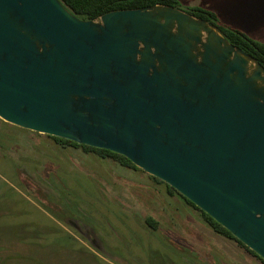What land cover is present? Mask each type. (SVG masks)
<instances>
[{"label": "water", "instance_id": "obj_1", "mask_svg": "<svg viewBox=\"0 0 264 264\" xmlns=\"http://www.w3.org/2000/svg\"><path fill=\"white\" fill-rule=\"evenodd\" d=\"M0 119L125 156L264 261V67L213 24L0 0Z\"/></svg>", "mask_w": 264, "mask_h": 264}, {"label": "rangeland", "instance_id": "obj_2", "mask_svg": "<svg viewBox=\"0 0 264 264\" xmlns=\"http://www.w3.org/2000/svg\"><path fill=\"white\" fill-rule=\"evenodd\" d=\"M176 1L264 43V0ZM0 264L264 263L143 170L0 119Z\"/></svg>", "mask_w": 264, "mask_h": 264}, {"label": "trees", "instance_id": "obj_3", "mask_svg": "<svg viewBox=\"0 0 264 264\" xmlns=\"http://www.w3.org/2000/svg\"><path fill=\"white\" fill-rule=\"evenodd\" d=\"M62 4L77 18L79 19H96L104 13L119 9H133L146 6H152L162 4L178 8L176 0H60ZM196 18L205 20L213 24L218 31L227 39L229 43L239 47L244 52L252 56L257 62L264 67V43L253 40L243 32L223 26L218 22L217 15L204 7L192 5L183 10ZM49 136V135H47ZM55 140L60 147H81L84 151L95 154L99 159L110 158L116 161L119 165L128 168L138 169L129 159L125 156L111 152L107 149L95 148L83 144H78L74 141L64 138L49 136ZM153 177V176H152ZM155 178V177H153ZM158 181H161L155 178ZM168 189L177 193L187 204L200 211L203 220L207 225L217 234L234 240L239 246L243 247L246 252L259 259L262 263L264 261L258 257L253 251L243 245L239 240L231 235L229 231L223 228L219 223L212 219L208 214L196 207L192 202L179 194L175 189L168 185ZM145 222L152 228L155 227V223L150 218H146Z\"/></svg>", "mask_w": 264, "mask_h": 264}, {"label": "crops", "instance_id": "obj_4", "mask_svg": "<svg viewBox=\"0 0 264 264\" xmlns=\"http://www.w3.org/2000/svg\"><path fill=\"white\" fill-rule=\"evenodd\" d=\"M17 127V126H16ZM20 128V127H19ZM226 238V237H225ZM227 259H229V258H227ZM230 262V260H227V263H229Z\"/></svg>", "mask_w": 264, "mask_h": 264}]
</instances>
